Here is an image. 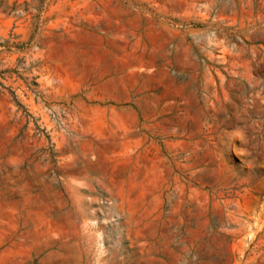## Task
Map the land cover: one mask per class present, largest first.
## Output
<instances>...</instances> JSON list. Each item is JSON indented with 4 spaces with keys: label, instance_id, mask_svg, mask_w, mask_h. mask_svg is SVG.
<instances>
[{
    "label": "rangeland",
    "instance_id": "rangeland-1",
    "mask_svg": "<svg viewBox=\"0 0 264 264\" xmlns=\"http://www.w3.org/2000/svg\"><path fill=\"white\" fill-rule=\"evenodd\" d=\"M0 264H264V0H0Z\"/></svg>",
    "mask_w": 264,
    "mask_h": 264
}]
</instances>
